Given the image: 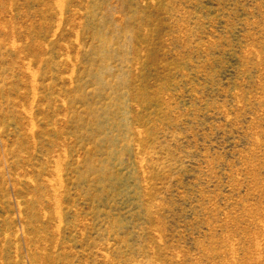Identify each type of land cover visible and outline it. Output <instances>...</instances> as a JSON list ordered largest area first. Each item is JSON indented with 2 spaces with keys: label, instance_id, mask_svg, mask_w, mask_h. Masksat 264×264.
Segmentation results:
<instances>
[{
  "label": "rangeland",
  "instance_id": "1",
  "mask_svg": "<svg viewBox=\"0 0 264 264\" xmlns=\"http://www.w3.org/2000/svg\"><path fill=\"white\" fill-rule=\"evenodd\" d=\"M0 264H264V0H0Z\"/></svg>",
  "mask_w": 264,
  "mask_h": 264
}]
</instances>
